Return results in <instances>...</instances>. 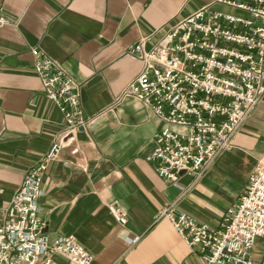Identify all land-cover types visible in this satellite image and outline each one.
<instances>
[{
	"label": "crops",
	"instance_id": "obj_1",
	"mask_svg": "<svg viewBox=\"0 0 264 264\" xmlns=\"http://www.w3.org/2000/svg\"><path fill=\"white\" fill-rule=\"evenodd\" d=\"M0 5L9 19L0 27V205L9 202L63 126L34 70L31 48L37 47L81 82V107L91 118L43 178L38 214L47 233L74 234L94 255L93 264H208L158 213L173 204L212 228L220 226L264 153V97L232 147L200 178L183 173L174 182L146 159L162 121L135 99L113 102L143 66L141 57L127 53L131 43L149 37L150 47L175 19L204 5L237 16L250 13L215 0H0ZM113 199L126 211L124 225L107 209ZM55 259L66 263L60 255ZM252 260L264 264V237L256 238Z\"/></svg>",
	"mask_w": 264,
	"mask_h": 264
},
{
	"label": "built area",
	"instance_id": "obj_2",
	"mask_svg": "<svg viewBox=\"0 0 264 264\" xmlns=\"http://www.w3.org/2000/svg\"><path fill=\"white\" fill-rule=\"evenodd\" d=\"M215 1L243 9L250 17L204 5L175 19L150 47L149 37L131 43L127 53L141 57L143 66L113 102L135 99L162 121L146 159L173 182L183 173L200 178L232 147L234 135L264 97V0ZM8 23L0 5V27ZM31 52L44 95L61 112L63 126L9 202L0 205V264H61L55 255L64 257L65 264H93L94 255L74 234L51 237L38 214L49 165L91 122L81 107V82L41 49L32 47ZM72 152H78L77 146ZM107 209L118 223L127 222L119 200L110 201ZM158 217L169 218L208 264H253L256 238L264 237V153L218 228L176 211L173 204L163 207Z\"/></svg>",
	"mask_w": 264,
	"mask_h": 264
}]
</instances>
